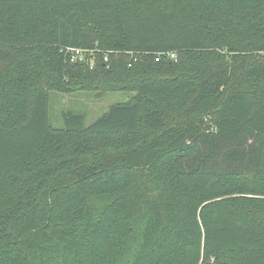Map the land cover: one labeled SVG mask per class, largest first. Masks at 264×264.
<instances>
[{
	"label": "trees",
	"instance_id": "trees-1",
	"mask_svg": "<svg viewBox=\"0 0 264 264\" xmlns=\"http://www.w3.org/2000/svg\"><path fill=\"white\" fill-rule=\"evenodd\" d=\"M0 264H264V0H0Z\"/></svg>",
	"mask_w": 264,
	"mask_h": 264
},
{
	"label": "rangeland",
	"instance_id": "rangeland-1",
	"mask_svg": "<svg viewBox=\"0 0 264 264\" xmlns=\"http://www.w3.org/2000/svg\"><path fill=\"white\" fill-rule=\"evenodd\" d=\"M131 96L132 94L124 92L97 94L96 92L77 91L67 94L51 91L49 93V121L54 127H62V113L74 111L84 113L86 123L90 125L111 105L127 102Z\"/></svg>",
	"mask_w": 264,
	"mask_h": 264
},
{
	"label": "built area",
	"instance_id": "built-area-1",
	"mask_svg": "<svg viewBox=\"0 0 264 264\" xmlns=\"http://www.w3.org/2000/svg\"><path fill=\"white\" fill-rule=\"evenodd\" d=\"M67 51L68 52H71L73 55H72V57H71V61L72 62H74V61H76L77 59H80V60H82L83 59V50H81V49H71V48H67ZM176 56H175V54H171V58H175Z\"/></svg>",
	"mask_w": 264,
	"mask_h": 264
}]
</instances>
